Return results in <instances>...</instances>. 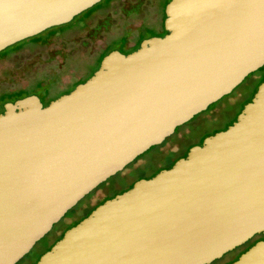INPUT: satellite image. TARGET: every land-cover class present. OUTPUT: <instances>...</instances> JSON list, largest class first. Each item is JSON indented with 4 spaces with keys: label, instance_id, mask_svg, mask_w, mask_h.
<instances>
[{
    "label": "water",
    "instance_id": "1",
    "mask_svg": "<svg viewBox=\"0 0 264 264\" xmlns=\"http://www.w3.org/2000/svg\"><path fill=\"white\" fill-rule=\"evenodd\" d=\"M102 0H0V52ZM163 37L112 51L42 107L0 114V264L264 66V0H169ZM264 235V81L226 130L106 200L36 264H210ZM231 264H264V239Z\"/></svg>",
    "mask_w": 264,
    "mask_h": 264
},
{
    "label": "rangeland",
    "instance_id": "2",
    "mask_svg": "<svg viewBox=\"0 0 264 264\" xmlns=\"http://www.w3.org/2000/svg\"><path fill=\"white\" fill-rule=\"evenodd\" d=\"M108 1L102 0L92 7V11L95 9L98 11H95L85 27L80 22L87 17L90 9L74 17L66 25L51 28L59 33L46 40L47 32L44 31L38 35V39L24 40L0 52V55L5 54L0 57V95L26 90L29 96L43 99L50 93L52 97H56L63 91L72 89V85H69L72 81L88 79L98 69L97 55L105 46L115 49L123 44V39L132 36V32L126 31V28L134 31L141 25L149 27L138 30L136 36L142 37L158 32V25L161 24L163 17L162 5L164 1L169 2V0H112L109 6L104 7ZM133 11L135 13L129 15ZM118 35L120 36L113 39ZM15 47L20 48L14 50ZM259 81L260 84L264 81V66L249 74L229 95L216 102V105L226 106L227 109L216 121L199 125L198 122L204 114L196 115L188 124V127L194 128L191 138L196 140L202 133L233 121L238 110L242 106L243 109L256 93ZM210 107L211 105L208 108ZM172 139L173 137L167 139L159 146L160 148L151 147L122 171L101 183L96 190L70 209L65 218L81 216L88 203H93L100 195V190L105 194L115 192L140 177L150 175L157 166H165L169 162V156H161L158 149L167 147ZM58 227L53 225L52 228L55 230ZM43 242L45 243L44 240Z\"/></svg>",
    "mask_w": 264,
    "mask_h": 264
},
{
    "label": "flooded vegetation",
    "instance_id": "3",
    "mask_svg": "<svg viewBox=\"0 0 264 264\" xmlns=\"http://www.w3.org/2000/svg\"><path fill=\"white\" fill-rule=\"evenodd\" d=\"M111 1L112 0H109L104 7L109 6V4H110ZM99 9H101V8H99ZM95 11H98V9L97 10L95 9L94 11L90 12L87 15V17L83 21L80 22V24L83 27L87 26V22L92 18V15H94ZM134 13H135V11L131 12L129 15H133ZM161 14H162L163 17H162V20H161V24L158 25V30H157L158 32H156L154 35H150V36H146V37L143 36L142 37V36H136V33L138 32V30L140 28H142V27H145L146 29H148L149 27L141 25L137 29H135L134 31L132 29H130V28H126V31L128 30V31H131L132 32V36L131 37L129 36L130 38L127 37V38L123 39V44H121L119 47H117L115 49H113V48L110 49L109 47L105 46L102 49V51L99 52L98 55H97L98 58H99L98 67H99L100 61L103 58V56H106L107 54H109L112 51H117V52H119V53H121L123 55H127V54H130V53L134 52L135 50H137L139 48V46H140V43L143 40L149 39L151 37H163L166 34V32L164 31V28H163V19H165L164 10L161 11ZM83 27H81V28H83ZM46 32H47V34H46L45 40L47 38L52 37V36L56 35L57 33H59L58 31L52 30L51 28L48 29V30H46ZM123 32L121 34H123ZM60 33H65V32H60ZM39 35H41V34H39ZM120 35H118L116 37H113V39L119 37ZM35 37H38V35L35 36ZM35 37H32V38H35ZM134 37H136V38H134ZM113 39H111V40H113ZM36 43H38V42H36ZM18 48H20V47H18ZM18 48L15 47V50L18 49ZM97 56H96V58H97ZM89 77H91V76H89ZM86 80H87V78L84 79V80L79 79V80H76V81H72L71 84H69V85H72V89L67 90V92L66 91H63L60 95H58L56 97H52V95L50 93V94L44 96L43 99H41L39 97H37V98L39 99L42 107H45L51 101L56 100L57 98H59L62 95L68 94L77 85L84 83ZM261 81H259V83L257 84V86L260 84ZM20 99H22V98H20ZM16 100H18V99H14V100L9 101L7 103H13ZM217 103L211 105V107L213 106L212 108L210 107L206 111L198 114L199 116L202 115V114H204L203 117L198 122L199 125H202V124L204 125V124H208V123H210L212 121H216L221 116V114L226 113L225 112L227 110L226 109V106L216 105ZM4 104H6V103L0 104V114H2L4 112V109H3ZM242 107L235 114L234 118L232 119L233 121H231V122H229V123H227V124H225L223 126H220L218 128H215V129H213V130H211V131H209L207 133H202L198 137V139H196V140H193L191 138L192 137V133L194 131L193 130L194 128L192 126L191 127H188V124L190 123V121H192V119L189 122H187L186 124H183L182 126L176 128L175 131H174V133L169 138H167V139H170V138L173 137L172 141L167 144V147H165L166 149L165 148L158 149V153L161 156H164V157L165 156H169V162L165 166H162V167L161 166H157V169L155 171H153L150 175L144 176V177H140L136 181L128 183L125 187H123L122 189H119V190H117L115 192L113 191L111 193L105 194L104 192H102V190H100V195L95 198V200L93 201V203L92 202L91 203L90 202L88 203L87 207L83 210L84 213L81 216H79V217L65 218V216H66V214H65L63 216V218H61V220L57 224H55V226H59L58 229H55L54 230V228H52L41 240H39L33 246V248L29 251V253L26 254L18 263H21V264H36V262L38 261L39 257L42 254H44L45 252H47L58 240H60L61 237L63 236V234L68 229L72 228L77 223H79L82 219H84L85 217H87L95 208H97L98 206H100L101 204H103L106 200H109V199L115 197L116 195L122 194L123 192L129 190L133 186V184H135V182H137L139 180H142V179L148 180V179L154 177L160 171L167 170V169L171 168L173 166V164L177 160H179L181 158H185L186 155H187V153L189 152V150L192 147L202 146V143H203V141H204L205 138H207L209 136H212V135H214V134H216L218 132H222V131L226 130L228 128V126H230L231 124H233V122H235V120H236L237 115L241 112ZM166 140L163 143H165ZM161 145H159V146H161ZM159 146H157V147H159ZM263 239H264V235H257L255 237H253L250 241H248L246 244H244L243 246H241L239 248H236L233 251L224 254L220 259L215 260V261H213L210 264H231L232 262L236 261L237 258L242 253H244L248 248H250L253 244H255L257 241H260V240H263ZM43 240L45 241V243L44 242L42 243Z\"/></svg>",
    "mask_w": 264,
    "mask_h": 264
},
{
    "label": "trees",
    "instance_id": "4",
    "mask_svg": "<svg viewBox=\"0 0 264 264\" xmlns=\"http://www.w3.org/2000/svg\"><path fill=\"white\" fill-rule=\"evenodd\" d=\"M167 4L166 1H164V4L162 5V10H164V7L165 5ZM92 9L91 8L87 14H89L90 12H92ZM94 11V10H93ZM33 40L34 39H38V37H35V38H32ZM32 41V40H31ZM13 50V49H12ZM15 50V49H14ZM5 54L3 55H0V57L4 56ZM67 92V91H66ZM26 96H29V94L26 92V90H23V91H17V92H11V93H4V94H1L0 95V104H3V103H7L9 101H12L14 99H20V98H23V97H26Z\"/></svg>",
    "mask_w": 264,
    "mask_h": 264
}]
</instances>
